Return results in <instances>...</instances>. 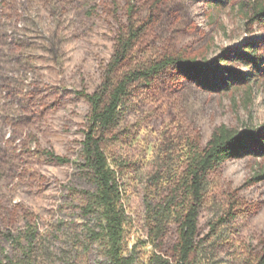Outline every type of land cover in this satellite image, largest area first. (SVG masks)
I'll return each instance as SVG.
<instances>
[{
	"label": "rangeland",
	"instance_id": "obj_1",
	"mask_svg": "<svg viewBox=\"0 0 264 264\" xmlns=\"http://www.w3.org/2000/svg\"><path fill=\"white\" fill-rule=\"evenodd\" d=\"M129 1L0 0V237L38 222L42 264H105L97 246L84 248L82 220L60 206L71 165L52 163L38 149L78 154L90 105L76 91L101 84ZM133 1L146 26L134 62L180 55L231 83L208 90L169 68L138 91L125 134L112 145L129 247L137 245V264H148L154 252L174 260L177 243L175 223L158 246L141 243L153 176L178 169L187 145L205 147L221 125L241 132L264 125V16H248L264 0ZM263 170L256 146L210 173L193 264H249L263 253L264 180H256Z\"/></svg>",
	"mask_w": 264,
	"mask_h": 264
},
{
	"label": "trees",
	"instance_id": "obj_2",
	"mask_svg": "<svg viewBox=\"0 0 264 264\" xmlns=\"http://www.w3.org/2000/svg\"><path fill=\"white\" fill-rule=\"evenodd\" d=\"M128 24L117 38L116 49L108 63L104 78L94 92L76 91L85 99L89 111L85 117L84 138L75 158L56 151L39 148L38 152L52 163L72 167L67 182L62 185L61 207L66 215L82 220V244L86 250L97 246L105 264H137V245L129 247L127 226L130 217L123 201L120 171L111 161L113 143L125 134L122 124L136 104L138 91L150 87L155 78L169 68L208 90L231 84L229 77L221 81L215 71L205 70L197 59L180 55H165L152 62L136 63L133 52L146 30L139 19V8L130 0ZM88 12H91L90 9ZM264 16V5L255 4L248 13ZM184 161L178 169L168 168L153 176L145 198L148 239L145 246L155 247L164 241L170 226L177 224L176 258L154 252L148 264H193V255L201 239L199 220L208 190L210 173L228 158H241L259 146L264 155V125L238 131L225 125L218 127L205 147L189 143ZM264 180V170L256 176ZM60 224L63 225L62 220ZM44 233L38 222H29L19 231H7L0 237V264H42L40 249ZM249 264H264L261 255H252Z\"/></svg>",
	"mask_w": 264,
	"mask_h": 264
}]
</instances>
